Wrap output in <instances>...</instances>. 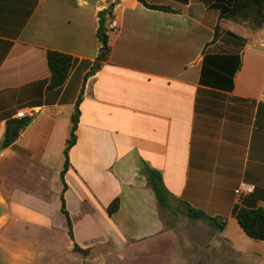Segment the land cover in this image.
Here are the masks:
<instances>
[{
    "label": "crops",
    "instance_id": "crops-1",
    "mask_svg": "<svg viewBox=\"0 0 264 264\" xmlns=\"http://www.w3.org/2000/svg\"><path fill=\"white\" fill-rule=\"evenodd\" d=\"M145 1L175 13L136 0H0V142L6 120L32 116L15 143L0 149L4 227L13 234L35 229L45 236L36 241L40 248L56 258L74 255L60 212L63 192L74 242L90 250L87 257L103 250L119 259L163 256L185 202L226 216L220 234L227 237L233 224L239 239L259 242L264 254V242L246 236L231 215L243 200L264 209V28L252 35L229 21L211 43L220 20L208 1ZM111 4V14L99 15ZM100 18L109 54L84 83L64 190L63 151L84 72L74 93L63 99L73 71L53 96L46 54L93 62ZM225 56H238V67L214 60ZM145 166L161 174L167 208H159ZM115 199L118 210L109 216Z\"/></svg>",
    "mask_w": 264,
    "mask_h": 264
},
{
    "label": "trees",
    "instance_id": "trees-1",
    "mask_svg": "<svg viewBox=\"0 0 264 264\" xmlns=\"http://www.w3.org/2000/svg\"><path fill=\"white\" fill-rule=\"evenodd\" d=\"M138 3L142 4L144 7L150 10H158L168 13H175L167 7L154 6L148 4L145 0H136ZM209 2V0H206ZM114 4H111L107 10L100 12L99 15L111 14ZM211 8L218 13V19L227 20L233 23H253L256 29L262 28L264 26V0H215L211 3ZM96 38L100 44V50L93 62L79 61L70 55L62 54L59 52L49 51L46 54V63L50 73V78L46 87V91L56 96L62 87L66 84L71 73L74 71V75L71 78L70 83L67 85L66 90L63 94V99L65 96L70 95L78 81L80 73H83L81 87L79 94L76 98L74 111L70 116V126L68 132V138L66 140L65 149L63 151L64 155V166L60 173V180L63 183V189L65 190L66 185L64 183V175L68 169V151L76 142V129L79 119L78 106L81 102L84 83L85 81L93 76L101 66V63L106 61L109 54L108 46V35L107 29L105 27L104 19H99V25L96 30ZM217 27L215 28L214 36L211 43L217 40ZM238 56H225L223 58H218L214 60H223V64L229 65L230 62L234 60L237 62L235 67H238ZM40 99V98H39ZM35 101V104L42 103L40 100ZM62 99V100H63ZM32 121V116H26L23 118H13L6 120V128L2 140L0 142V149H6L12 146L18 139L20 134L30 125ZM143 176L150 188L152 189L159 208L168 207V193L163 185L161 174L145 166L142 171ZM60 212L65 218V224L67 228V235L73 242L72 252L75 254H80L84 258L89 255V249H81L75 242L72 231V222L70 220L69 214L66 209V203L64 200L63 192L60 195ZM183 213L192 222L202 221L207 223L216 232L221 233L225 222H219L218 218L210 217L201 210H197L189 206L187 203L182 202ZM118 210V199H115L107 208V214L111 216ZM232 217L236 220L238 226L243 231V233L251 239L263 241L264 242V209L255 208L247 205L245 200L242 201L241 205H235L232 209Z\"/></svg>",
    "mask_w": 264,
    "mask_h": 264
},
{
    "label": "rangeland",
    "instance_id": "rangeland-1",
    "mask_svg": "<svg viewBox=\"0 0 264 264\" xmlns=\"http://www.w3.org/2000/svg\"><path fill=\"white\" fill-rule=\"evenodd\" d=\"M213 2L215 0H209V3ZM218 23L217 31L220 32L230 22L222 19ZM237 25L244 28L247 34L252 35L259 33L264 28L262 26L261 30H258L253 23H237ZM28 185L31 191L34 189L33 192L36 193L34 195H38V186L33 183ZM41 188L40 195H43L48 188L50 189V183L40 186ZM49 205L51 220L54 224H59L60 218L55 200L49 199ZM178 211L180 215L177 216V229L174 230L173 239L168 249L165 250L166 253L163 252L165 255L138 257L128 255L129 257L122 259L107 255V250L87 258L80 254L74 253L73 255L61 251L58 253L61 257L56 258L48 249L40 248V244L36 242L41 241V237H45L43 234L35 229H31L28 233L21 232L19 229L15 230L16 234L10 233L4 227V215H2L0 217V264H264V254L260 248L262 245H259L260 243L257 241L239 239L235 225H229L225 233L228 239L212 229L207 223H195L185 219L182 216L183 208L180 205H178ZM218 220L221 223L228 222L226 216L218 218ZM18 237H21L22 240L20 241ZM218 237L221 240L217 239ZM62 241L63 239L60 242Z\"/></svg>",
    "mask_w": 264,
    "mask_h": 264
},
{
    "label": "built area",
    "instance_id": "built-area-1",
    "mask_svg": "<svg viewBox=\"0 0 264 264\" xmlns=\"http://www.w3.org/2000/svg\"><path fill=\"white\" fill-rule=\"evenodd\" d=\"M30 113H31V112H30ZM17 117H18V118H23V117H26V115H25V113H22V112H21V113H18V114H17Z\"/></svg>",
    "mask_w": 264,
    "mask_h": 264
},
{
    "label": "water",
    "instance_id": "water-1",
    "mask_svg": "<svg viewBox=\"0 0 264 264\" xmlns=\"http://www.w3.org/2000/svg\"><path fill=\"white\" fill-rule=\"evenodd\" d=\"M3 215V208H2V205L0 203V217Z\"/></svg>",
    "mask_w": 264,
    "mask_h": 264
}]
</instances>
